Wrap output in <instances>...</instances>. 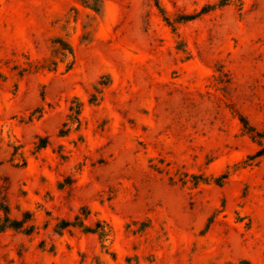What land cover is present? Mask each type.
Wrapping results in <instances>:
<instances>
[{
    "label": "rangeland",
    "instance_id": "obj_1",
    "mask_svg": "<svg viewBox=\"0 0 264 264\" xmlns=\"http://www.w3.org/2000/svg\"><path fill=\"white\" fill-rule=\"evenodd\" d=\"M100 1L0 0V264H264V0Z\"/></svg>",
    "mask_w": 264,
    "mask_h": 264
},
{
    "label": "trees",
    "instance_id": "obj_2",
    "mask_svg": "<svg viewBox=\"0 0 264 264\" xmlns=\"http://www.w3.org/2000/svg\"><path fill=\"white\" fill-rule=\"evenodd\" d=\"M220 4H223L222 1H220ZM88 7L94 11L96 14H99L102 10L101 7V1L100 0H93L91 5H88ZM190 16L192 15H188L187 18H190ZM220 75H225L228 76V73L226 72H222ZM227 82L230 81L229 77H227ZM80 105H77L76 107H70V110L73 111L76 115L79 114L80 112ZM238 120L241 124L242 130L247 133L251 139L253 141H255L258 145H259V149L254 153V157H258V156H263L264 157V132L258 131L256 130V128L251 125L248 121V119L239 114L238 115ZM40 146H44L43 144H41ZM0 208L3 210L4 213L8 212V207L4 206V205H0ZM28 214L30 216V213L27 211H25L23 213V218L22 219H10L7 215L5 216V218L7 220H9L8 226L13 227V228H20L23 226L24 222L27 220V217H25V215ZM5 225H2L0 223V230L4 229ZM243 262H247L244 260L239 261L238 263H230V264H241ZM248 264V263H247Z\"/></svg>",
    "mask_w": 264,
    "mask_h": 264
}]
</instances>
